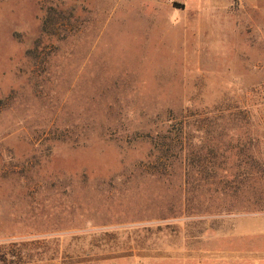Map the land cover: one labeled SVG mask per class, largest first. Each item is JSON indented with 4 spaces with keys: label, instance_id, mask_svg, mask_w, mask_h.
Returning a JSON list of instances; mask_svg holds the SVG:
<instances>
[{
    "label": "rangeland",
    "instance_id": "374dc122",
    "mask_svg": "<svg viewBox=\"0 0 264 264\" xmlns=\"http://www.w3.org/2000/svg\"><path fill=\"white\" fill-rule=\"evenodd\" d=\"M181 129L264 164V0H0V264H264V183L185 194Z\"/></svg>",
    "mask_w": 264,
    "mask_h": 264
},
{
    "label": "trees",
    "instance_id": "16d2710c",
    "mask_svg": "<svg viewBox=\"0 0 264 264\" xmlns=\"http://www.w3.org/2000/svg\"><path fill=\"white\" fill-rule=\"evenodd\" d=\"M182 134L184 135L183 129L175 139H180L179 151L184 152L185 149L182 168L185 174V178H183L185 194L204 191L208 196L210 195V199L238 196L242 195L247 188H253L257 183H264V164L254 156L252 152L254 144L251 141L243 142L239 138L233 137L234 139L231 138L227 146L220 148L216 145H205L201 132H199V136L192 137V140L198 143L196 146L198 149H190L189 142L182 144ZM185 134L184 138L189 140V132H185ZM176 153H178L177 148ZM176 159L178 160L179 156ZM169 163L168 165V161L164 160L163 166L161 170H157V174L167 175L166 170L172 164ZM18 255L20 260L31 259L29 255L22 252L21 255ZM10 258L8 261L7 254H5L1 257V261L5 264L16 263L14 254H10Z\"/></svg>",
    "mask_w": 264,
    "mask_h": 264
}]
</instances>
